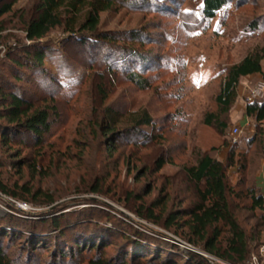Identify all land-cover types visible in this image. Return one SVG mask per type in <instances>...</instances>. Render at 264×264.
I'll return each instance as SVG.
<instances>
[{"label": "rangeland", "instance_id": "374dc122", "mask_svg": "<svg viewBox=\"0 0 264 264\" xmlns=\"http://www.w3.org/2000/svg\"><path fill=\"white\" fill-rule=\"evenodd\" d=\"M38 1L6 0L11 11L0 18V75L5 78L10 75L9 61L23 60L21 51L32 45L22 26L35 13ZM121 2L117 0L111 10L101 13L98 25V33L115 40L114 45L102 42L100 36L90 39L88 34L82 36L87 38L85 43L78 42L76 37L69 38L64 29L65 19L61 27L39 41L49 49L44 69L59 80L55 103L60 117L45 135L41 151L26 136L16 139L15 144L22 141L21 144L0 146V175L11 192L21 194L19 188L26 186L59 198L45 207L0 193V228L10 217L33 220L55 212L54 215L76 218L77 224L92 220L110 228L112 240L117 243L121 233L129 235L132 229L140 228L154 240L176 245L182 253H196L209 264L215 261L228 264L163 227L169 212L184 210L195 201L194 188L187 182L182 166L193 165L198 152H207L216 159L226 148L224 164L231 149L236 154L235 165L226 170L233 191L228 196L230 209L246 232L250 257L258 255L259 247L264 246V226L257 221L258 211L249 210L246 190L256 188L255 176L264 155L260 150L264 141L258 144L261 137L255 135L252 117L247 116L251 119L249 127L241 128L238 122L246 116L248 104L263 102L264 82L259 75L253 76L257 79L253 83L242 84L245 78L240 79L235 101L225 114L220 113L216 97L228 68L262 46L264 0H228L210 21L201 18V0H157V6L149 8H140L137 3L139 8L128 7V3ZM81 18L82 14L78 19ZM253 25L255 30L251 29ZM131 32L138 34L135 40H131ZM130 49L141 54L145 61L132 62L123 53ZM122 58L124 64L132 62L134 66H120L117 70V60ZM262 66L264 69V60ZM16 71L30 75L25 68ZM131 72L147 77L150 89L139 90L126 80ZM98 84L103 85L108 96L101 103L103 107L113 106L124 113L125 120L131 113L146 110L158 123L155 134L161 139L138 146L131 136H116L114 150L106 152L109 137L95 124L100 109ZM254 89H259L260 94L249 101ZM210 114L218 122L226 123L222 134L205 125L204 119ZM233 128H239L238 135L232 134ZM263 135L264 127L262 140ZM16 149H20L21 158H28L23 167L12 166ZM158 156L169 162L156 172L153 163ZM35 159L41 168L38 173L31 167ZM96 182L98 186L102 184L99 194L83 192ZM156 200L160 205L154 213L162 217L158 223L137 216L135 211L140 203L147 206ZM19 231L12 242L1 238L10 255L16 257L24 249L20 246L24 238L19 236L24 232ZM51 237L56 243L63 240L69 243L71 236L63 240L56 235ZM51 247L34 250L31 264L48 262ZM114 251L109 250V254ZM63 264L86 262L75 256L70 261L66 258Z\"/></svg>", "mask_w": 264, "mask_h": 264}, {"label": "trees", "instance_id": "16d2710c", "mask_svg": "<svg viewBox=\"0 0 264 264\" xmlns=\"http://www.w3.org/2000/svg\"><path fill=\"white\" fill-rule=\"evenodd\" d=\"M116 2L117 0L38 1L35 13L22 26L26 39L32 44L31 47L21 51L24 56L23 60L9 61L11 66L9 79L0 75L1 147L21 144L22 141L15 144L16 139L26 136L33 141L34 148H40L41 151L45 143V135L50 133L51 126L60 117V111L55 103L57 88L60 87L59 80L44 69V59L49 49L39 41L54 28L61 27L62 19H65L64 29L69 38L76 37L77 40L79 39L78 42L85 43L87 38L82 36L88 34L91 35L90 39L100 36L102 42L114 45L115 40L106 34L98 33V25L100 14L111 10ZM227 2L228 0H201V18L206 21L212 20ZM121 3H128L126 6L133 8L136 7V3L140 8H149L157 6L158 2L157 0H133L131 2L122 0ZM138 6L136 8H139ZM10 11L11 7L6 4V0H0V18L9 14ZM81 14L80 21L78 17ZM251 29L255 30L256 26L253 25ZM131 34L133 35L131 40L138 37L135 32ZM123 53L128 55L132 62L133 60L135 62L145 61L135 50L130 49ZM122 60L124 61L123 58L120 61L117 60V70L120 66L129 67L131 64L134 66L132 62L124 64ZM263 60L264 39L262 46L256 47L241 61L228 68L216 97L220 113H227L235 101L236 87L241 78L259 75L264 82ZM138 65L141 68L140 63ZM139 67H133V69H139ZM20 68H25V73H30L29 77L16 71ZM10 80L15 83H11ZM126 80L139 90H147L151 86L147 77H141L134 72H131ZM96 88L100 96V109L97 113V119H99H96L95 124L105 136L109 137L104 147L106 152L110 153L114 150L113 142L116 136L120 138L131 136L132 141L138 146H145L149 142L161 139L160 135L159 137L155 134L158 123L146 110L131 113L128 119H122L123 112L115 110L113 106L103 107L101 105L108 97L103 85L98 84ZM245 114L255 121V135L261 137L258 143L260 145L264 141L262 140L264 100L260 103L248 104ZM214 118L211 114L207 115L204 123L222 134L227 125ZM260 150L263 154L264 148ZM39 154L37 152V155ZM20 156V149H16L12 157V166H25L28 158ZM235 156L234 149H231L226 164H223L207 152H198L193 165L182 166L181 169L187 182L194 188L195 201L184 210L169 212L163 227L166 230H172L175 235L187 243L200 247L216 259L228 264H244L250 258V244L245 230L238 223L228 202V196L232 195L233 191L228 185L226 170L235 165ZM38 157L40 156L36 158ZM37 159L31 166L35 173L41 170ZM168 162L163 156H158L153 163L154 170L158 172ZM241 168L244 170L243 165ZM98 184L99 182H96L93 187L83 189V192L99 194L102 184L100 183V187ZM19 190L21 194L9 191L0 175V193L15 200L48 207L55 202V198H59L41 189L26 186L20 187ZM246 195L249 200V210L258 211L257 221L260 226H264V196L254 187L248 188ZM159 205L158 200L147 206L140 203L135 213L143 220L158 223V219L162 217L155 215L154 209ZM54 214L56 213L48 212L43 216L40 215L38 217L40 219L33 220L17 216L6 220L4 226L0 228V264H31L34 259V250L47 248V246H52L51 255L50 260L44 264H63L66 258L70 261L75 256L80 262L85 261L86 264H209L196 253H182L174 244L152 239L145 234L146 231L139 230L140 228L132 229L129 235L121 233L120 242L117 243L112 240L110 228L101 227L92 220L81 225L75 223L76 218ZM19 229L24 232L19 235L20 238H24V241L20 243V246L24 247V253L22 252V255L19 253L20 257H16L10 255L1 238H7V242H12L18 236ZM69 234L71 236L69 243H64L63 239ZM53 235L63 241L56 243L51 237ZM49 236L51 238H48ZM111 249L115 251L109 254Z\"/></svg>", "mask_w": 264, "mask_h": 264}, {"label": "crops", "instance_id": "0c3cea01", "mask_svg": "<svg viewBox=\"0 0 264 264\" xmlns=\"http://www.w3.org/2000/svg\"><path fill=\"white\" fill-rule=\"evenodd\" d=\"M253 76L254 75L244 77L245 79L241 78L242 79V84L245 83V82L246 83L247 82L253 83L255 80H257ZM240 83L241 82L239 81L238 85ZM254 123H255V121H254ZM250 125H251V119L248 118L247 116L242 117L239 120V122H238V126H241V128L249 127ZM263 127H264V121H263ZM263 137H264V135H263ZM226 156H227V149L226 148H222L220 156H218V158H216V159L224 164V162L226 160ZM255 185H256V188L259 190L260 194L262 196H264V155H263V158H262V160L260 162L259 170H258V172H257V174L255 176Z\"/></svg>", "mask_w": 264, "mask_h": 264}, {"label": "built area", "instance_id": "2783aa9c", "mask_svg": "<svg viewBox=\"0 0 264 264\" xmlns=\"http://www.w3.org/2000/svg\"><path fill=\"white\" fill-rule=\"evenodd\" d=\"M260 94L259 89H254L253 91L250 92V97H248L249 101H252V99H256ZM239 129L238 128H233L232 129V134L233 135H238L239 134ZM262 259H264V246L259 247L258 249V255H252L244 264H264L262 262ZM215 264H219L217 261H215Z\"/></svg>", "mask_w": 264, "mask_h": 264}]
</instances>
